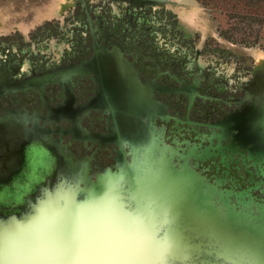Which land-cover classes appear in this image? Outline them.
Returning a JSON list of instances; mask_svg holds the SVG:
<instances>
[{
  "label": "rangeland",
  "instance_id": "1",
  "mask_svg": "<svg viewBox=\"0 0 264 264\" xmlns=\"http://www.w3.org/2000/svg\"><path fill=\"white\" fill-rule=\"evenodd\" d=\"M56 186L90 264H264V0H0V219Z\"/></svg>",
  "mask_w": 264,
  "mask_h": 264
},
{
  "label": "crops",
  "instance_id": "2",
  "mask_svg": "<svg viewBox=\"0 0 264 264\" xmlns=\"http://www.w3.org/2000/svg\"><path fill=\"white\" fill-rule=\"evenodd\" d=\"M56 188L58 186L45 190L41 187H27L21 194V216L0 219V225H3L0 227V260L3 264H38L40 253L37 249L45 242L49 243L59 256L66 258L58 264H71V259L81 253L82 249L79 251L78 247L82 241L77 229L75 233L77 222L73 209L84 207L86 202H74V191L71 188L70 202L66 201L65 206H61L65 207V210L61 211V207L59 210L57 206L46 210L39 208L42 197L47 198L57 190ZM31 196L33 200L29 198Z\"/></svg>",
  "mask_w": 264,
  "mask_h": 264
},
{
  "label": "snow or ice",
  "instance_id": "3",
  "mask_svg": "<svg viewBox=\"0 0 264 264\" xmlns=\"http://www.w3.org/2000/svg\"><path fill=\"white\" fill-rule=\"evenodd\" d=\"M134 218L108 216L102 220H81L78 231L82 239L81 253L71 259V264H90L91 261L110 258L117 245L134 239ZM67 244V236H65ZM40 253L38 264H58L65 257L59 256L47 242L37 249ZM0 264L3 261L0 260Z\"/></svg>",
  "mask_w": 264,
  "mask_h": 264
},
{
  "label": "flooded vegetation",
  "instance_id": "4",
  "mask_svg": "<svg viewBox=\"0 0 264 264\" xmlns=\"http://www.w3.org/2000/svg\"><path fill=\"white\" fill-rule=\"evenodd\" d=\"M142 70L141 69H139V73H140V76H139V78L142 80V79H144L143 78V74H142V72H141ZM145 71V74H146V70H144ZM138 72V71H137ZM152 73H147V75H151ZM151 77H154L155 79L156 78H158V77H156V76H151ZM153 79V78H152ZM160 82V81H159ZM162 82V81H161ZM154 83H157V84H161V83H158V82H154ZM161 99H164V100H166L167 102H169L170 103V107H171V109H172V106H171V104H173V103H171V100H168V97H167V99L166 98H161Z\"/></svg>",
  "mask_w": 264,
  "mask_h": 264
},
{
  "label": "trees",
  "instance_id": "5",
  "mask_svg": "<svg viewBox=\"0 0 264 264\" xmlns=\"http://www.w3.org/2000/svg\"><path fill=\"white\" fill-rule=\"evenodd\" d=\"M187 46V45H186ZM179 54H181L180 52H178ZM210 68V67H209ZM208 67H207V69H209ZM242 87H243V85H242ZM238 94H240L239 92H238ZM216 118V115H214L213 114V116H209V117H207L205 120H209V121H211V119H215Z\"/></svg>",
  "mask_w": 264,
  "mask_h": 264
}]
</instances>
